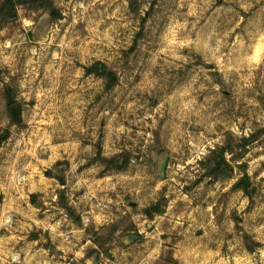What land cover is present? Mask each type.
I'll return each mask as SVG.
<instances>
[{
	"label": "rangeland",
	"instance_id": "374dc122",
	"mask_svg": "<svg viewBox=\"0 0 264 264\" xmlns=\"http://www.w3.org/2000/svg\"><path fill=\"white\" fill-rule=\"evenodd\" d=\"M52 1L0 25V264H264V0Z\"/></svg>",
	"mask_w": 264,
	"mask_h": 264
},
{
	"label": "trees",
	"instance_id": "16d2710c",
	"mask_svg": "<svg viewBox=\"0 0 264 264\" xmlns=\"http://www.w3.org/2000/svg\"><path fill=\"white\" fill-rule=\"evenodd\" d=\"M29 8L32 10H39V9H47L51 16L54 18H59L61 15L56 9L54 3L52 0H2L0 2V25L5 24L9 21H14L18 18V11L20 8ZM100 63H97L93 65L92 67L88 68L90 73H96L101 74V68ZM110 81H113V77L109 76ZM7 95H6V101H7V110H8V116H9V125L10 126H20L22 125V107L20 104L17 103L15 98L12 95V92L10 90V87H7ZM9 130H6L5 133L0 135V147L2 146V143L8 138ZM226 151H222V153L215 155V167H213L212 170L209 171L207 176H215L216 172H226L227 166L226 162L224 161ZM110 162H114L116 169L121 170L124 166L122 164L117 163L115 159H110ZM59 163H57L58 165ZM217 176V175H216ZM215 176V177H216ZM244 187L246 188V185L244 184ZM34 196V195H33ZM158 207L153 206L152 210H157ZM147 214L151 217L152 213L150 210L146 211ZM250 251L254 250V247H249Z\"/></svg>",
	"mask_w": 264,
	"mask_h": 264
},
{
	"label": "clouds",
	"instance_id": "9594fccd",
	"mask_svg": "<svg viewBox=\"0 0 264 264\" xmlns=\"http://www.w3.org/2000/svg\"><path fill=\"white\" fill-rule=\"evenodd\" d=\"M256 2L260 3V0H256ZM243 6L250 9L252 7V4L248 3V4H245ZM262 11H264V7H262ZM257 35L264 38V31H258ZM191 71H195V68L193 67L191 69ZM261 119L264 120V116H262ZM249 131H252V129H249ZM260 159H264V156H261ZM261 175H264V172H262ZM133 179H136V178H133ZM225 183L227 184L228 187L231 186L230 181H226ZM216 189H217V191L215 193H211V195L213 197H216V198L223 197V200L227 203L231 197V193H229L228 196H224V193L227 191V187L217 185ZM130 190L134 193L133 198H136L135 193H137L139 191V188L132 187ZM244 199L246 200L247 198L245 197ZM230 207H235V205H230ZM250 211H251V209H250ZM245 215H247V214H245ZM257 215L264 217V208L258 209Z\"/></svg>",
	"mask_w": 264,
	"mask_h": 264
},
{
	"label": "water",
	"instance_id": "95a60500",
	"mask_svg": "<svg viewBox=\"0 0 264 264\" xmlns=\"http://www.w3.org/2000/svg\"><path fill=\"white\" fill-rule=\"evenodd\" d=\"M225 161V160H224ZM243 183L247 186V185H249V180L248 179H244L243 180ZM137 239V237H135V236H129L128 238H127V240L126 241H131V240H136Z\"/></svg>",
	"mask_w": 264,
	"mask_h": 264
}]
</instances>
